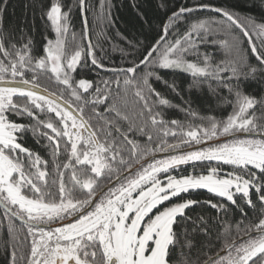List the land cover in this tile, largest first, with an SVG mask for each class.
I'll return each mask as SVG.
<instances>
[{"label":"snow or ice","instance_id":"obj_1","mask_svg":"<svg viewBox=\"0 0 264 264\" xmlns=\"http://www.w3.org/2000/svg\"><path fill=\"white\" fill-rule=\"evenodd\" d=\"M3 3V264H264V98L246 91L248 81L264 84V0H194L176 9L167 0H133L134 26L143 38L125 37L121 66L106 65L107 52L89 39L87 0H49L40 18L55 39L45 36L42 50L27 27L5 28ZM144 3L163 15L158 29ZM113 8L101 0L97 19L108 27L116 24ZM74 9L87 43L69 49V34L76 40ZM162 70L190 75L189 89L207 88L222 115H199L188 101L173 104L154 87L160 82L180 95ZM78 73L97 78L77 79ZM129 103L135 105L131 117ZM165 108H178L186 119H166ZM29 132L51 160L25 146ZM158 153L165 155L157 159ZM186 165L192 173L171 174ZM201 190L211 197L192 198ZM257 204L258 221L245 224V209ZM197 207L225 220L235 209L242 219L234 231L231 223L221 228L211 217L190 215Z\"/></svg>","mask_w":264,"mask_h":264},{"label":"trees","instance_id":"obj_2","mask_svg":"<svg viewBox=\"0 0 264 264\" xmlns=\"http://www.w3.org/2000/svg\"><path fill=\"white\" fill-rule=\"evenodd\" d=\"M54 2V0H53ZM64 3H74V0H63ZM90 11L88 12V20H89V39L93 44H99L104 48L107 52V57L104 59V62L108 66H121L125 64V59L122 56V53L119 51L120 48L127 49V44L125 37L127 40H133L134 38L142 39L140 36L141 29L138 24L134 26L135 19V10L132 8L133 0H111V4L114 5L112 9L113 17L116 21L115 27H108L106 23L100 19H97V15L101 13V0H87ZM140 2V0H137ZM160 0H153V5L155 3H159ZM194 0H167V4L170 9H176L180 7L184 3H192ZM205 2H211L216 5H222L225 3H232L235 0H205ZM49 4V0H7V4L5 6L4 13V26L8 30L18 29L21 27H27V34L32 36L35 41V46L41 48L44 41V37L47 36L49 38L55 39V34L51 31L50 27L46 23L45 20H42L41 13L42 9L45 8L46 5ZM0 6H4L3 0H0ZM144 7L148 9L149 16L151 19V24L153 28L159 27L162 19H164L161 13L155 11L154 7L150 6L148 3H144ZM243 11H248L247 8H244ZM254 16H259V11L256 9L251 10ZM208 15L207 13L204 14ZM35 24V28H32V24ZM147 28V25L145 26ZM182 30V29H181ZM71 32L76 33V40L73 42L71 34L67 37L69 49L74 47V43H80L82 45L87 43V40L82 39L81 33L83 31L82 20L79 14V11L74 9L71 16ZM19 34V33H17ZM115 49V50H114ZM205 49L202 47L201 51ZM207 51L216 53V49L209 45L207 46ZM217 59L220 58L219 55L216 56ZM192 59V57H189ZM254 62V58H253ZM161 76L164 80H167L169 83L175 82L177 90L180 95H177L175 92L171 91L167 88L163 83L154 82V87L157 91H160L164 94L165 98L169 99L173 104L187 106L183 104V101H188L191 104V108L193 111L197 112L199 115H217L220 117L221 111L218 107L215 99L211 97L207 88L203 91H198L195 89L190 90L189 86L191 84V77L188 74L176 71H161ZM76 78L79 79L81 76L87 79L96 80L97 76L95 73H78L74 74ZM99 75H106L105 73H100ZM110 75V74H107ZM39 83L42 86H46L50 91L58 92V89L53 84H49L47 79H41ZM246 91L248 94L257 97V99L264 98V84L259 83L257 81H248ZM131 98L129 97V100ZM75 105H73L74 107ZM135 105L133 103H129L128 111L129 116H133V109ZM165 116L166 119H177L184 121L186 119L184 112L180 111L178 108H165ZM231 108H227V112H230ZM226 115V113H224ZM26 122V121H25ZM140 140L141 143L144 140L140 137H136ZM36 136H33L31 132H29L23 140L25 146L33 149L36 152H39L40 155L46 159L51 160L50 151L44 147V143L37 144ZM170 142H172L170 140ZM63 152V146H61ZM164 153H158L156 156ZM63 158V157H62ZM215 166V162H212L208 165V167ZM230 170L228 166H224V171ZM196 172H204L207 173V168H197ZM193 172V168L191 165L181 166L179 169L172 172V175H186ZM67 179V175H66ZM211 197V194L206 191L201 190L198 195H193L192 198L199 200H206ZM217 199V198H213ZM247 212V219L244 220L245 224L249 222L255 223L259 218V204H257L256 209H245ZM190 215L203 214L206 217H211L214 223H219L221 228L231 223L233 227V231L235 230V222L240 221L242 219L241 213L238 210L233 209V212L229 214L227 220L224 217L220 216V214L211 208L208 207H197L195 213H189ZM219 220L217 221V218ZM0 218H2V210H0ZM6 223V222H5ZM215 231V229H214ZM5 231L3 225H0V240L4 238ZM23 235V232H21ZM4 260V252L2 248H0V264H3Z\"/></svg>","mask_w":264,"mask_h":264},{"label":"water","instance_id":"obj_3","mask_svg":"<svg viewBox=\"0 0 264 264\" xmlns=\"http://www.w3.org/2000/svg\"><path fill=\"white\" fill-rule=\"evenodd\" d=\"M165 154H161V155H158V156H156V158L158 159V158H160V157H163Z\"/></svg>","mask_w":264,"mask_h":264},{"label":"rangeland","instance_id":"obj_4","mask_svg":"<svg viewBox=\"0 0 264 264\" xmlns=\"http://www.w3.org/2000/svg\"><path fill=\"white\" fill-rule=\"evenodd\" d=\"M160 158H163V157H160ZM160 158H158V159H160ZM222 174H223V172H222Z\"/></svg>","mask_w":264,"mask_h":264}]
</instances>
